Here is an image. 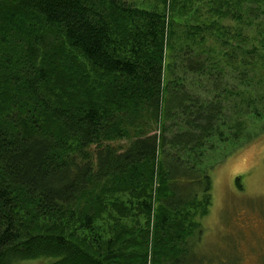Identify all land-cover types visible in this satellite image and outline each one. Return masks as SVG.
<instances>
[{
  "label": "trees",
  "instance_id": "1",
  "mask_svg": "<svg viewBox=\"0 0 264 264\" xmlns=\"http://www.w3.org/2000/svg\"><path fill=\"white\" fill-rule=\"evenodd\" d=\"M153 1L0 0V264H200L186 247L212 174L257 138L264 100L209 50L175 47ZM20 14L69 61L23 38Z\"/></svg>",
  "mask_w": 264,
  "mask_h": 264
},
{
  "label": "rangeland",
  "instance_id": "2",
  "mask_svg": "<svg viewBox=\"0 0 264 264\" xmlns=\"http://www.w3.org/2000/svg\"><path fill=\"white\" fill-rule=\"evenodd\" d=\"M124 1L147 11L156 5L153 0ZM7 2L3 0V4ZM164 7L157 6L165 15V23L171 24L167 31L175 47L190 44L196 53L209 50L211 53H203V61H217L225 75L242 76V86L249 85L253 96L264 100V45L261 42L264 40V0H167ZM251 7L254 15L250 14ZM9 8L3 6V11ZM20 19L24 21L23 38H27V33L31 35L30 31L37 35L44 32L30 15L20 14ZM49 32L43 34L46 41L43 55L57 64L69 61L58 38ZM251 51L255 52L251 54ZM254 126L257 131L253 135L257 138L227 157L212 174L213 206L201 223L200 243L196 246L189 243L186 247L200 264H232L233 253L245 249L249 253L240 264H264L256 254L257 250L264 249V216L259 211L264 212V196L256 197L264 195V113ZM237 178L241 190L237 188ZM231 236L238 239H228Z\"/></svg>",
  "mask_w": 264,
  "mask_h": 264
}]
</instances>
